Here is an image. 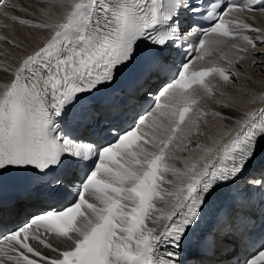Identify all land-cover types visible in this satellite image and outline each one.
<instances>
[{"label": "snow or ice", "instance_id": "1", "mask_svg": "<svg viewBox=\"0 0 264 264\" xmlns=\"http://www.w3.org/2000/svg\"><path fill=\"white\" fill-rule=\"evenodd\" d=\"M53 5L57 17L43 11L41 20L15 15L9 9L26 10L0 0L4 17L47 33L31 52L0 35L25 52L14 66L0 64L9 77L0 83V177L16 172L43 179L67 170L71 179L55 175L47 187L50 196L71 199L10 221L9 201L0 197V264H188L192 229L220 190L242 179L247 190L217 212L232 250L216 264H264V107L234 113L235 103L208 79L227 88L240 78L231 66L251 61L253 69H264V32L237 16L264 14V0H49ZM222 46L235 59L221 55L223 64L192 66ZM173 52L171 77L144 89L127 128L104 130L100 142L71 134L67 125L81 94L99 92L127 69L156 66ZM197 89L221 97L218 106L231 114L203 109ZM257 102L264 104V92L249 101ZM209 117L225 125L221 138L192 139ZM189 144L199 155L174 167L170 162ZM74 183L72 196L67 188ZM218 248L213 241L206 251L215 255ZM241 249H251L243 260Z\"/></svg>", "mask_w": 264, "mask_h": 264}, {"label": "bare ground", "instance_id": "2", "mask_svg": "<svg viewBox=\"0 0 264 264\" xmlns=\"http://www.w3.org/2000/svg\"><path fill=\"white\" fill-rule=\"evenodd\" d=\"M9 3H14L18 8L25 9V12L9 9L13 14L24 16L25 18H39L43 20L45 18L42 15L43 11L50 12L54 18L58 15V9L54 5L49 6V0H10ZM237 16L240 20L251 24L253 27L259 28L264 32V14L256 13L255 19L248 18L243 13H238ZM0 27H2L0 35H6L14 39L17 43L21 44L27 52H31L41 46L47 35L45 31L32 30L19 26L10 19L3 17L2 14L0 15ZM246 34L253 38L257 36L256 33L251 32ZM249 50L251 51L250 46ZM24 54L25 52H22L19 49H14L8 44L0 41V64L14 66L13 62L19 60ZM221 55L226 56L228 59H235V53L230 51L228 46H222L218 51L213 52L211 57H206L205 61L196 62L195 67H199L201 64H206L209 60H214L223 64L224 62L219 60ZM5 57H7V59H5ZM231 67L240 69V78L237 79L234 84L224 88L222 82H218L212 77H209L208 79L212 81V84L214 85V91H223L225 94L224 99H231L235 103L236 107L232 110L234 113L255 111L260 107H264V104L259 102L255 104L249 103L254 95H259L261 92H264V83H262L264 82V69L259 67L253 69L251 61L242 66L233 65ZM8 78L7 73L0 71V83L7 82ZM194 95L200 98V106L203 109L209 112H221L224 115L231 114L229 109H222L218 106L217 101L220 100L221 97L216 96L209 98L203 90L200 89H197ZM224 127L225 125L222 122L209 117L207 118L206 123L201 121V131L203 134L193 136L192 139L200 143L211 144L214 139L221 138ZM222 142H227V138L225 137ZM195 147V144H189L186 150L176 154L178 156V161L170 163H173V166L176 168H182V161L195 159L199 155L198 153H192L190 151ZM218 151L219 148H216V151H214L209 158H214ZM165 187H171V185H166ZM34 205L35 207L33 210L36 211L38 206L36 204ZM24 206L26 209L28 208V204H24ZM53 243H55V241H53Z\"/></svg>", "mask_w": 264, "mask_h": 264}]
</instances>
